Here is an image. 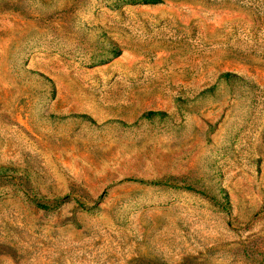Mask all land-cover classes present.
<instances>
[{"label": "rangeland", "instance_id": "rangeland-1", "mask_svg": "<svg viewBox=\"0 0 264 264\" xmlns=\"http://www.w3.org/2000/svg\"><path fill=\"white\" fill-rule=\"evenodd\" d=\"M0 264H264V0H0Z\"/></svg>", "mask_w": 264, "mask_h": 264}, {"label": "trees", "instance_id": "trees-1", "mask_svg": "<svg viewBox=\"0 0 264 264\" xmlns=\"http://www.w3.org/2000/svg\"><path fill=\"white\" fill-rule=\"evenodd\" d=\"M148 1H155V0H148ZM235 77H236L235 74H233L231 72L221 73V78H223L226 81H230V80L234 79ZM160 114H163V112L149 110L145 113V115H147V116L160 115Z\"/></svg>", "mask_w": 264, "mask_h": 264}]
</instances>
